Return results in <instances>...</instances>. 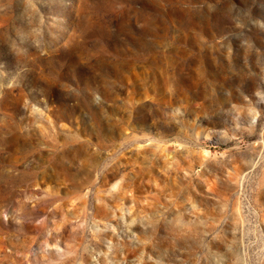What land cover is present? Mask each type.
<instances>
[{
    "label": "rangeland",
    "instance_id": "374dc122",
    "mask_svg": "<svg viewBox=\"0 0 264 264\" xmlns=\"http://www.w3.org/2000/svg\"><path fill=\"white\" fill-rule=\"evenodd\" d=\"M0 264H264V0H0Z\"/></svg>",
    "mask_w": 264,
    "mask_h": 264
}]
</instances>
